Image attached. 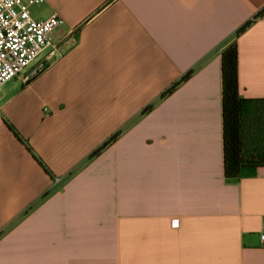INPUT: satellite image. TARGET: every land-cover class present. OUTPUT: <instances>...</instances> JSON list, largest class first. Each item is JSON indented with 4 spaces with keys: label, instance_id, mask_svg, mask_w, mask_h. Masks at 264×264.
I'll use <instances>...</instances> for the list:
<instances>
[{
    "label": "crops",
    "instance_id": "obj_1",
    "mask_svg": "<svg viewBox=\"0 0 264 264\" xmlns=\"http://www.w3.org/2000/svg\"><path fill=\"white\" fill-rule=\"evenodd\" d=\"M31 13L64 24L38 75L0 87V264H264V166L225 176L221 61L254 19L237 37L243 158L263 160L264 0Z\"/></svg>",
    "mask_w": 264,
    "mask_h": 264
},
{
    "label": "built area",
    "instance_id": "obj_2",
    "mask_svg": "<svg viewBox=\"0 0 264 264\" xmlns=\"http://www.w3.org/2000/svg\"><path fill=\"white\" fill-rule=\"evenodd\" d=\"M43 2L0 0V87L18 77L28 82L46 67V53L54 46L52 33L64 19L56 14L34 18L31 7ZM259 239L264 247V221Z\"/></svg>",
    "mask_w": 264,
    "mask_h": 264
},
{
    "label": "trees",
    "instance_id": "obj_3",
    "mask_svg": "<svg viewBox=\"0 0 264 264\" xmlns=\"http://www.w3.org/2000/svg\"><path fill=\"white\" fill-rule=\"evenodd\" d=\"M263 13L259 12L254 18H257ZM254 20V19H253ZM253 20L247 21L236 32L235 39L229 43L222 51V107H223V153H224V173L227 178L238 177L242 170L246 167H258L264 166L263 160H250L245 161L243 158V132H242V120L243 112L247 100L240 93L239 86V52L237 37L243 33L253 22ZM192 72L186 74L182 81L188 79ZM178 84V83H177ZM177 84L169 88L164 95L170 94L174 91ZM10 129L21 140L18 132L12 125H9ZM117 135L113 136L102 147L97 149L92 157L97 156L111 141L115 140ZM24 142V141H23ZM31 151V148L28 147ZM37 161L44 167L45 171L48 169L40 159Z\"/></svg>",
    "mask_w": 264,
    "mask_h": 264
}]
</instances>
